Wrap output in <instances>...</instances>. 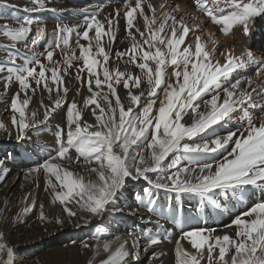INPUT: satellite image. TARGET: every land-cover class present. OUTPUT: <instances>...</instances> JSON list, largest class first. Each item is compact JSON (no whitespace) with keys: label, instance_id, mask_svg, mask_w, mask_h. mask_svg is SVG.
Here are the masks:
<instances>
[{"label":"rangeland","instance_id":"rangeland-1","mask_svg":"<svg viewBox=\"0 0 264 264\" xmlns=\"http://www.w3.org/2000/svg\"><path fill=\"white\" fill-rule=\"evenodd\" d=\"M69 1L0 0V167L8 164L10 175L21 172L17 187L4 198L0 196V264H120L124 253L108 246L114 226L117 232H135L145 244L154 239L162 241L166 247H174L178 255L174 264H264V213L256 222L251 221L253 227H247L238 237L235 236L238 231H234L236 223H247V226L250 223L245 222L247 219L241 211L248 210L249 214L251 204L255 207L263 205L260 200L250 202L249 197L255 193L262 200L264 165L251 169L239 181L227 185L226 189H220L222 204H228L233 213L242 209L239 216L233 217L230 223L233 225L229 228L232 227L223 236L219 233L215 234L216 237L195 238L194 231L187 229L184 239L177 240V221L173 223L166 216L167 202L175 196L186 207L187 213H196L201 218L218 211L210 195L211 190L196 191L211 180L210 176L202 175L200 171H211L220 162L211 151L216 140L211 139L209 148H195L189 142L212 124H217L219 114L227 113L232 107L238 120H241L245 115L239 104L244 96L237 95L235 99L234 95L230 98L234 103H227V108L217 106L200 117L197 116L201 114L198 103L214 96L217 98L220 88L225 84L224 87H227L228 74L241 65L240 51L243 50V56L255 57L257 54L254 53L261 50L259 46L264 42V36L257 41L247 36L240 40L242 43L238 38L235 41L239 45H235L230 52H225L223 48L213 65L200 64L196 86L179 111L178 100L188 88L193 87L189 84L197 72L192 60L195 54L192 52L188 61L172 63L171 79H178L180 70L185 67L189 71L184 83L177 85L170 109L162 111L159 104L163 98L154 96L165 90L170 92L169 89L174 86L171 81L163 84L144 80L141 83L126 72L116 80L112 78L111 81L115 80L112 85L105 80L99 81L93 84L95 89L92 90L90 83L97 75H92V78L88 76L94 70L98 74L103 73L101 59H86V55L81 53L74 63L69 58L65 69L59 68V63L41 64L51 49H65L82 37L81 25L74 28L65 24L83 20L73 18L68 11L63 12ZM159 1L170 20L175 19L176 34L181 27L193 30L194 24L189 21L191 17L186 12L179 15L182 9L177 11L176 0ZM205 1L209 3L204 9L210 7L207 16L214 18L215 15L221 25H227L229 20L232 23L236 17L230 18L229 13L244 14L247 11L252 23L255 21L259 24L256 17L264 11V0ZM23 2L25 6L20 4ZM247 4L251 9L245 7ZM170 15H174V18ZM44 22L57 24L58 27H47ZM43 31L48 32L43 51L33 52L29 46H21L30 43L31 39L34 46L40 48L37 41ZM252 32H257L255 26ZM198 34L209 38L215 32L204 29ZM215 37L219 42L223 41ZM173 42L168 44L170 53L176 52L173 51ZM187 44L195 45V36H189ZM183 49L186 51L188 48L185 46ZM183 49L178 50L180 55ZM183 52L181 56L185 57ZM99 56H102L101 52ZM206 56L207 51L201 49L200 57ZM225 58L229 59L228 66L233 69L231 71L229 68V73L228 67L223 69L227 64ZM84 60L90 64L78 65V68L74 66L84 64ZM145 67L147 69H143L147 71L148 66ZM64 76L73 81L64 80ZM104 79L107 80L106 76ZM96 87L104 90L95 91ZM141 88V96L145 95L146 103L133 105ZM113 89L120 96L112 103L109 95H112L110 91ZM92 97L101 100L102 105L96 109L89 108L87 102ZM15 100L20 101L19 106L11 104ZM29 108H36L37 111H33L28 119H22L20 127L15 120L23 117L20 112H28ZM221 122L227 123L226 120ZM225 125L230 127L229 124ZM155 127L159 134L163 130L175 132L169 147H165L159 138L156 141L153 134ZM228 135L230 130L225 133V136ZM204 139H209V136ZM254 141L261 149L264 148L263 135ZM245 145L238 143L237 151ZM66 153L83 160L79 164L85 166V171H81L80 166L72 165L66 176L49 173L46 170L47 162L55 161V158H61L58 156ZM93 165L96 170H93ZM86 171L101 172L102 180L89 179ZM1 185H4V181L0 177V189ZM56 188L60 194H56ZM165 191H168V195L163 197ZM127 200L134 201L136 207L146 211L144 221H132L118 213ZM25 229L31 233L30 236L22 233ZM61 247L64 249H58ZM55 252V263H52Z\"/></svg>","mask_w":264,"mask_h":264},{"label":"bare ground","instance_id":"bare-ground-1","mask_svg":"<svg viewBox=\"0 0 264 264\" xmlns=\"http://www.w3.org/2000/svg\"><path fill=\"white\" fill-rule=\"evenodd\" d=\"M214 1L216 2L217 0ZM20 2H22V0H20ZM175 2L178 3L177 11H179L180 8L182 9L179 15H184V13L186 12L185 14H188L187 16L191 17V20L189 21H192V23L194 24V28L192 31L188 28L186 29V27H181V30L176 34V22H174L175 19L173 21L170 20V18L166 14L165 7V10H162L163 7L161 8L159 0H71L64 6L63 12L68 11L73 18H82L83 20L71 21L65 24L72 25L74 28L77 25H81L79 29L82 33V37L78 40H74L72 45L67 46L65 49H55L56 47L51 49L50 53L46 55L41 64H50L52 62L55 64L59 63V68L65 69L66 61L69 58H71L70 60H72L74 63L77 61L81 53H83L86 55V59H88L89 57H97L98 59L102 60L101 69L103 70V73L98 74V72L94 70L93 73L88 76V78H92V75H97V78H92L91 80L92 82L90 83V86L92 87L93 84L96 85L97 82L104 80L105 82H107V84L112 85L120 74L126 72H130V74L135 76L137 78V81H141V83L145 82L144 80L155 83L163 82V84L167 81H171V84H174V86L173 88L169 89L171 90L170 92H166L165 90L164 92L155 94L154 96L163 98L159 104L160 110L168 111L171 107L174 92L178 89L177 85L180 86L184 83L189 71L185 67L180 70L178 79H171V73L173 70L170 68V65L175 62L179 63L183 62L184 60L188 61V59L191 58V53L193 52L195 54V61L194 59H192L193 62H195L194 71L196 70L197 72L195 74L196 76H194L193 74V78L190 81L192 83L189 84V86L193 87L191 89L188 88L186 94H184L183 97L178 100L177 108L179 111L182 108V105L186 104L189 98L187 96H189V94L193 92V88L196 86V82L199 79L198 76L200 75V64L204 65L207 63L208 65H213V63H215V61L220 57V54L223 52V48L225 49V52H230L233 50L235 45H239V43H242L240 40L248 38L247 36L252 37L251 23L253 21H251L249 18V11L244 14L233 12L231 14H228L229 17L234 18V16H236L237 19L235 20V17L234 19H232V23L231 20H229L230 22H228L230 24L228 23L227 25H221L216 21L215 15L214 18H210L209 16H207V9H210V7L207 9L204 8L205 5H208L209 2L207 3L205 0H176ZM20 4H22V6H25L24 2ZM245 7L247 9H251L250 5L248 4ZM88 14L92 15L87 17ZM172 16L170 15V17ZM44 24L47 27H58V25L54 23L44 22ZM204 29L208 31H214V36L211 35V37L206 38L203 35L201 36V34L199 35L198 33H200V31ZM47 34L48 32H44L40 40L37 39V43L40 48L35 47L34 41H32L31 39L29 41L30 43H24L21 46H29L33 52H39L40 50L43 51V44H46ZM189 36H195V45L187 44L189 41ZM215 36L222 38V42L224 43H222L221 41L219 42ZM238 38L240 41L239 43L235 41L238 40ZM172 42L175 48L173 51L176 52L172 51L173 53H170L168 44ZM262 44L263 41L260 43V45ZM185 46L186 48H188L186 50L188 53L185 51V49H183V47ZM179 49L184 50V52H182L185 53L184 55L186 58L181 56L182 52L181 55L179 54ZM201 49H205L207 51L206 58L200 57ZM263 51L264 49L263 47H261L260 51L258 50V52L254 53L257 54L255 57H249L243 56V50H241L240 52H242V54L239 57L241 65L238 66V69L235 72L231 73H229L228 71L229 68L231 69L232 67L228 66L229 59H226V57L224 60L227 62V64H225L226 66L223 67V69L228 67L227 73L229 74L227 76V87H224L226 85L225 84L223 88H220L218 92L219 94L216 95L217 98L214 96L209 100L203 99V101H200L198 103L199 112L201 114L197 116L200 117L214 107H226L227 103L232 101L230 100L232 96L236 95L234 97H236L235 99H237V95L240 97L241 95H243L244 97L242 99L244 100H240L241 102L240 104H238L240 105V110L244 113L245 116L242 119L240 118L241 120H238L239 117L236 111H234L235 108L232 107L227 111V113L225 112L223 114H219L220 116L216 122L217 124H212L208 129L206 128V130L202 131L195 138H191L189 143L192 147L195 148H209L211 139L215 138L216 140V143L212 147L211 151L213 155L220 160V162L211 171H200V174L210 176L211 180L202 187H199L198 190L196 189V191L205 192L207 190H211L210 195L214 200V203L217 205L218 211L213 215L207 214L205 217L201 218L200 216H198V214L196 215V213H187L186 207L180 204V200L176 196L174 199L169 200L167 202L168 210L166 211V216L170 217L173 223L177 221V228L179 229L176 234L177 240L184 239L185 231L187 229H192L194 231L195 238H205L212 236L214 237L215 234L219 233H221V235L223 236L224 232L228 233V230L232 227L231 226L229 228V226L233 225L230 224L233 217L239 216V211H241L242 209L239 208L236 212L233 213L230 211V206H228V204H222L220 189L223 188L224 190V187L226 189L227 185L239 181L241 178H243L245 173H247L251 169L260 167V165H264V148L261 149L258 146V143L254 141L257 137H260L261 135L264 136V55L259 56L263 53ZM99 52H101L102 56H99ZM196 53H199V55H196ZM136 55L139 57L136 58ZM89 64H87L85 61L84 64L77 63L74 66L78 68V65L86 66ZM146 65L148 66L147 71L143 69L146 68ZM188 67H190V65ZM232 70L233 69H231V71ZM252 72L253 74H251ZM105 76L107 80L104 79ZM114 77L115 80L111 81V79ZM63 79L66 81L68 79L70 81H73L70 77L67 76H64ZM159 85L157 84V86ZM101 88L96 87L95 91L100 92L101 90H104ZM94 89L95 88L93 87L92 90ZM114 90L115 89L111 91L109 90L112 95L108 94L110 96L109 99L112 103L116 101V97L120 96L117 95L116 91L115 94ZM142 92L143 88L140 89L139 96L137 95L138 97L134 100V103H132L133 105L139 102H142L144 104L146 103L147 98L144 97L145 95L141 96ZM102 93L105 94L104 91ZM106 95L104 96V98L106 97ZM166 99L169 102L166 101ZM102 103L103 102L96 97H92V99L87 102L88 107L91 109H96V107L102 105ZM11 104L19 106L20 101L15 100L11 102ZM123 106H125V104ZM127 106L128 105H126V107ZM221 109L219 111H221ZM29 110L30 111L25 113L23 111L20 112V116L23 117L16 118L15 122L17 125H20V127L21 124H23L24 118L28 119L33 111H37L36 108H33L32 110L31 108H29ZM222 110L225 111L224 109ZM219 120L220 122L218 123ZM222 120H226L227 123L225 124H229L230 127H228V125L222 124ZM229 130L230 135L225 136V133ZM153 134L157 142L159 138L161 139V142L165 145V147H169L173 141L175 132H167L166 130H163L159 134L155 127V129L153 130ZM158 135L160 137H158ZM207 135L209 136V139H204ZM252 141L254 142L252 143ZM238 143L246 144L244 148L239 152L236 149ZM58 157L61 158H55V161L51 160L47 162L46 170H48L49 173L53 175L54 173H59L66 176L67 170H70V166L72 165L80 166V170L85 171L83 169V167L85 166L81 165V162H83V160H81L74 154L66 153ZM225 161L227 162L225 163ZM84 163L87 162L85 161ZM93 167L95 168H92L93 170L97 169L94 165ZM0 168V177L4 181V185H1L2 187L0 189V196L4 198L7 194H9L10 191L17 187L18 178H20L21 172L10 175L8 173L9 165L6 163L3 164ZM86 175L89 176V179L92 178V180H102L103 177L102 173L100 172L99 174L98 171H93L91 173L86 171ZM261 180V185L264 186V178H262ZM57 193L60 194L58 189L56 190V194ZM167 195L168 191H165V194H162L163 197ZM261 196L262 200L261 197H259L255 193L249 197L250 202L260 200L263 205L255 207L251 204L250 206L252 211H250L249 214L248 210L243 212L241 211V213L247 219V221L245 222L250 223L248 226L246 225L247 223H236V230L234 231L238 232L235 236L238 237L239 234L244 232L247 227L251 229L253 227L251 221L256 222V220H259V217H261L264 213L263 191ZM118 213L129 217L132 221L142 222L147 218L145 215L146 211L144 209L136 207L135 202L131 200L125 201L124 205L119 209ZM119 231H116L115 226L112 227V231L110 233L111 239L110 241H108V246L110 247V249L113 248L119 252L124 253V259L120 264L176 263V258L178 255L174 247H166V245L162 243V241H157L154 239L153 241L151 240L149 244H145L142 238L135 232L130 231L128 233ZM22 233H26V237L31 235V233L27 231V229L22 231ZM183 241L182 244H184ZM77 248L78 246H76L75 249ZM58 249L63 250L64 247ZM55 256L56 252L51 259L52 263H55Z\"/></svg>","mask_w":264,"mask_h":264}]
</instances>
